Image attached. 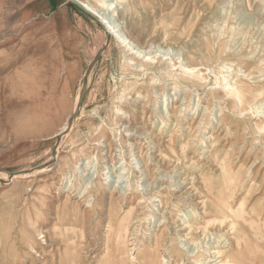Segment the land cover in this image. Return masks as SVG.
I'll list each match as a JSON object with an SVG mask.
<instances>
[{"label": "rangeland", "instance_id": "1", "mask_svg": "<svg viewBox=\"0 0 264 264\" xmlns=\"http://www.w3.org/2000/svg\"><path fill=\"white\" fill-rule=\"evenodd\" d=\"M118 5L142 68L112 9L0 0V264H137L156 238L158 264L225 238L264 264V0Z\"/></svg>", "mask_w": 264, "mask_h": 264}, {"label": "bare ground", "instance_id": "2", "mask_svg": "<svg viewBox=\"0 0 264 264\" xmlns=\"http://www.w3.org/2000/svg\"><path fill=\"white\" fill-rule=\"evenodd\" d=\"M115 1H116V5H115ZM120 1H123V0H97V2H95V3L91 2V1H88V0H81L80 3L87 11H89L90 13H92L96 17H98L99 20L102 23H107L106 21L109 20V19L106 20V18H107L106 17V15H107L106 14V10L107 9L108 10L112 9V12L114 13V17H118V22L119 23H118V25L117 24L115 25L114 23H110L112 21L109 20V23L111 24L109 26V30L113 31L111 33H115L116 34L120 45L124 48V51H125L124 57H123L124 64L127 65V66L128 65L129 66H133L135 68H142V62L141 63L138 62V59H141V60L144 59L146 62H148V61H150L151 57H147V58L145 56L142 57V51L145 50V49H142L141 48V44L137 40L132 38L128 34V32L126 31L125 22L122 19L119 18V15H120V10L119 9H120V7L118 5V2H120ZM113 5H115L114 8H113ZM110 14H111V12H110ZM118 27H120V28L118 29ZM146 53H147V50H146L145 54ZM147 54H146V56H147ZM171 67L174 68V65H171ZM192 70H193V67H189L188 66V67H186L185 71L190 72V73H194V71H192ZM230 87L232 89L231 93L234 94L239 99L245 100L248 96H252V88H250L248 86H245V84H242L240 86H235V85L231 84ZM255 106H260V104L254 103L253 107H255ZM69 127L70 126L68 124H65L63 126V128H62L63 132H67ZM262 131H264V129L263 130L259 129V132H262ZM14 177H17V176L14 175ZM227 208L229 209V211H232V212L233 211L234 212H236V211L237 212L238 211H248L247 208H245V202L244 201H240L236 208L233 207V206H230V205ZM217 212H218V210H217ZM203 213L206 214V213H208V211H204ZM210 219L211 218H209L208 220H210ZM212 219H216V218H212ZM222 220H224V218ZM126 221L127 220H125V222ZM206 222H207V220H206ZM208 222H210V221H208ZM233 226H235L234 223H233ZM126 227L123 224H121V226H119V228H118V230L116 232L117 242L120 245L119 247H121V248H119V251H120L119 259L120 260L123 258V255L125 254V251H126L125 247H124V243H123L124 235L127 232ZM125 238L127 239V236ZM229 245H230L229 239L225 238L224 240H220L219 244H217L216 246H214L212 248L203 249L202 250V254H200L198 256H194V257L196 258V261L198 263L202 262L203 264H206V259L207 258H208L207 264H213V262H215V264H219V263H222V264H246V262L248 261V257L250 256L249 253L247 254L248 256L246 254H244V256H242L241 259L237 258L234 254H232L230 252L227 255V254H225L226 250L224 248H228ZM126 246H127V244H126ZM159 246H160L159 239L156 238L154 240V244H153V246L151 248H149L147 250H144V251H140L138 253V255L136 256V258L134 257L135 260L137 261V264H158V258H159V256H158V252H159L158 248H159ZM168 261L169 260H166V261L164 259L162 260V262L164 264H168ZM117 264H122V262H118Z\"/></svg>", "mask_w": 264, "mask_h": 264}, {"label": "water", "instance_id": "3", "mask_svg": "<svg viewBox=\"0 0 264 264\" xmlns=\"http://www.w3.org/2000/svg\"><path fill=\"white\" fill-rule=\"evenodd\" d=\"M70 1H72L73 3H75L77 6H79L80 8H82V9H84L85 11H87L82 5H81V3L78 1V0H70ZM87 12H89V11H87ZM90 13V12H89ZM91 14V13H90ZM83 94L81 95V98H80V102H79V104H81L82 103V100H83Z\"/></svg>", "mask_w": 264, "mask_h": 264}, {"label": "crops", "instance_id": "4", "mask_svg": "<svg viewBox=\"0 0 264 264\" xmlns=\"http://www.w3.org/2000/svg\"><path fill=\"white\" fill-rule=\"evenodd\" d=\"M70 1V0H69ZM71 2V1H70ZM73 3V2H72ZM73 4H75V3H73ZM80 8V7H79ZM82 11H84L86 14H88L89 16H91V18H93V16L92 15H90L88 12H86L85 10H83V9H81ZM94 19V18H93ZM95 20V19H94ZM95 22H96V20H95Z\"/></svg>", "mask_w": 264, "mask_h": 264}]
</instances>
